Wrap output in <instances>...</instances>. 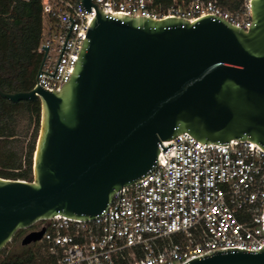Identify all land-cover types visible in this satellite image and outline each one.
Returning <instances> with one entry per match:
<instances>
[{"label":"water","instance_id":"1","mask_svg":"<svg viewBox=\"0 0 264 264\" xmlns=\"http://www.w3.org/2000/svg\"><path fill=\"white\" fill-rule=\"evenodd\" d=\"M81 4L96 13L69 81L59 91L0 87L11 102L41 103L32 179L0 176V252L19 230L56 214L100 216L114 192L157 166L159 146L174 145L162 141L182 132L204 145L248 139L264 149V0H251L249 31L215 14L157 20ZM44 232H28L21 244ZM183 264H264V245L219 248Z\"/></svg>","mask_w":264,"mask_h":264},{"label":"built area","instance_id":"2","mask_svg":"<svg viewBox=\"0 0 264 264\" xmlns=\"http://www.w3.org/2000/svg\"><path fill=\"white\" fill-rule=\"evenodd\" d=\"M40 1L37 51L43 64L34 87L39 83L59 91L71 77L96 9L92 5L87 12L81 0ZM91 2L129 17L193 22L215 14L245 31L252 24L251 0H241L236 10L224 8L218 0H173L167 8L158 7L155 0ZM69 16L74 20L71 31ZM43 45H49L46 56ZM172 142L164 151L159 146V161L151 172L113 193L100 216L78 219L56 214L35 223L30 231L45 229L38 242L55 264H183L219 248L263 247L264 149L248 139L204 145L188 132L162 141L164 146Z\"/></svg>","mask_w":264,"mask_h":264},{"label":"trees","instance_id":"3","mask_svg":"<svg viewBox=\"0 0 264 264\" xmlns=\"http://www.w3.org/2000/svg\"><path fill=\"white\" fill-rule=\"evenodd\" d=\"M220 5L229 10H236L241 0H218ZM160 8H167L173 0H155ZM42 12L40 0H0V87L5 92L29 91L34 87L36 74L42 57L37 49L41 37ZM27 113L30 123L36 129L40 127L41 103L36 101L11 102L0 96V142L16 135L18 114ZM33 145L26 157L25 164L16 161L5 162L0 176L11 179H32ZM19 230L13 238L20 240L26 234ZM5 248V247H4ZM0 252V264H55L41 242L23 246L18 254Z\"/></svg>","mask_w":264,"mask_h":264},{"label":"rangeland","instance_id":"4","mask_svg":"<svg viewBox=\"0 0 264 264\" xmlns=\"http://www.w3.org/2000/svg\"><path fill=\"white\" fill-rule=\"evenodd\" d=\"M39 133L40 127L37 130L35 124L30 123L27 113L18 114L16 135L11 137L10 139H1V159L5 162L16 161L17 163L25 164V160L28 156L30 148L34 145L36 149ZM0 169H3L2 163H0ZM22 237L20 238V240L13 239L11 242H9L4 248L3 255L20 253L23 247V245L21 244Z\"/></svg>","mask_w":264,"mask_h":264},{"label":"flooded vegetation","instance_id":"5","mask_svg":"<svg viewBox=\"0 0 264 264\" xmlns=\"http://www.w3.org/2000/svg\"><path fill=\"white\" fill-rule=\"evenodd\" d=\"M36 224H37V223H36ZM36 224L32 225L30 228H27V229H25V230H26L27 232L30 231L31 229L35 228ZM16 234H17V233H16ZM15 236H16V235H15ZM15 236H14V237H15Z\"/></svg>","mask_w":264,"mask_h":264}]
</instances>
